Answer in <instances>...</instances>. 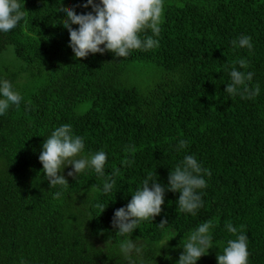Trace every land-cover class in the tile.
I'll list each match as a JSON object with an SVG mask.
<instances>
[{"label":"trees","instance_id":"16d2710c","mask_svg":"<svg viewBox=\"0 0 264 264\" xmlns=\"http://www.w3.org/2000/svg\"><path fill=\"white\" fill-rule=\"evenodd\" d=\"M84 3L24 0V20L0 33V53L13 46L18 62L0 67V77L15 90L24 86L20 106L0 116V264H128L118 250L125 239L146 245L145 264H176L190 233L209 221L218 245L197 264H217L227 240L236 238L225 228L229 222L248 236V264H264V0H164L158 47L125 59L107 51L75 59L59 11ZM241 35L251 36V53L232 46ZM240 58L248 68H239ZM141 62L160 72L146 90L131 77ZM233 66L254 73L248 83L260 86L259 95L224 92ZM43 72L48 82L36 86ZM66 123L84 138L85 156L107 154L111 192L101 191L105 178L93 170L75 178L68 166L69 186L53 198L60 188H49L38 157L46 137ZM180 139L187 143L178 151ZM185 155L211 171L197 214L179 212L180 194L166 191L153 221L127 237L116 234L114 211L148 173L166 185Z\"/></svg>","mask_w":264,"mask_h":264},{"label":"clouds","instance_id":"9594fccd","mask_svg":"<svg viewBox=\"0 0 264 264\" xmlns=\"http://www.w3.org/2000/svg\"><path fill=\"white\" fill-rule=\"evenodd\" d=\"M91 11L77 14L75 7L88 8ZM164 0H86V3L72 8L60 7L64 14L62 24L69 32V47L75 59L85 58L89 54L106 51L117 58H127L132 51H148L159 46ZM25 18L24 0H0V33H7L16 28ZM78 25V27H73ZM150 30L151 35L141 34ZM233 47L253 49L251 36L241 35L232 41ZM239 68H248V61L238 59ZM230 83L224 92L228 96H239L241 99H253L260 94L258 84L249 87L254 73L243 72L235 66L228 72ZM21 94L13 84L0 77V116H3L10 106L19 107ZM186 141L177 142V150L186 147ZM84 138L75 135L70 124H63L51 131L41 146L39 161L42 164L43 175L49 183V188L59 186L60 191L53 193V198H59L69 186L63 174L64 169L71 166L67 176L77 178L86 170H93L98 177H104L101 191L105 194L112 191L115 184L110 176H106L105 165L107 154L97 151L94 154H83ZM133 161L122 160L123 166L131 167ZM205 176H211V171L203 168L194 155H185L183 160L173 169L170 168L168 182L162 185L157 182V176L148 173L141 186L132 193L131 200L126 206L114 211L113 227L121 237H127L138 228L143 221H153L162 211L165 202V192H178L177 208L179 212L195 216L203 206L202 189L207 187ZM104 210V209H103ZM168 222L162 220L158 226L163 228ZM211 222L198 225L183 244V251L176 264H197V261L214 245L211 233ZM227 231L236 238L227 240L220 253L217 254V264H248V236L231 222L225 225ZM220 247V245H219ZM221 249V248H220ZM119 254L128 264H145L144 252L146 245L132 239L119 243ZM171 259V257H167ZM24 264V261H21Z\"/></svg>","mask_w":264,"mask_h":264},{"label":"rangeland","instance_id":"374dc122","mask_svg":"<svg viewBox=\"0 0 264 264\" xmlns=\"http://www.w3.org/2000/svg\"><path fill=\"white\" fill-rule=\"evenodd\" d=\"M88 11H91V6L88 8ZM17 56L14 51L13 46H9L7 50L0 53V67H8L9 69L16 65ZM138 69H136L132 74V79L136 84L141 83L142 86L140 87L141 90H146L149 87V82H155L160 78V72L156 70V67L153 63L149 62H141L138 65ZM37 80H33V83L36 86H42L48 82L49 75L46 72H43L39 76L37 75ZM139 86V85H137ZM24 86L19 83L17 87V91L22 93ZM90 105V103L82 104L77 108V112L82 114L85 109Z\"/></svg>","mask_w":264,"mask_h":264}]
</instances>
